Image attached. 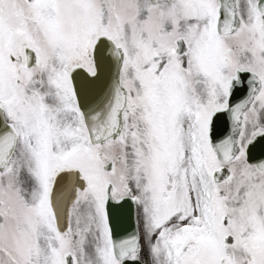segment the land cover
Instances as JSON below:
<instances>
[{"label": "snow or ice", "instance_id": "obj_1", "mask_svg": "<svg viewBox=\"0 0 264 264\" xmlns=\"http://www.w3.org/2000/svg\"><path fill=\"white\" fill-rule=\"evenodd\" d=\"M0 264H264V0H0Z\"/></svg>", "mask_w": 264, "mask_h": 264}]
</instances>
